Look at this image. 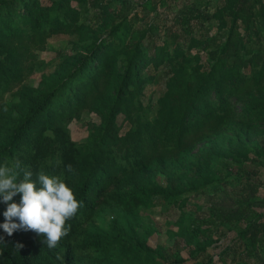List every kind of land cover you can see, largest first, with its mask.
<instances>
[{
  "label": "trees",
  "instance_id": "1",
  "mask_svg": "<svg viewBox=\"0 0 264 264\" xmlns=\"http://www.w3.org/2000/svg\"><path fill=\"white\" fill-rule=\"evenodd\" d=\"M179 1L0 0V163L62 175L80 201L56 248L0 228V264H264V0ZM156 198L187 257L150 244Z\"/></svg>",
  "mask_w": 264,
  "mask_h": 264
},
{
  "label": "clouds",
  "instance_id": "2",
  "mask_svg": "<svg viewBox=\"0 0 264 264\" xmlns=\"http://www.w3.org/2000/svg\"><path fill=\"white\" fill-rule=\"evenodd\" d=\"M72 173L71 164L66 166ZM22 168L21 161L0 163V198L7 205L0 228L11 236L18 230L33 231L48 248H56L68 235L72 219L80 208L73 188L62 178L41 169L35 174ZM20 194L17 202L14 198ZM2 240V238H0ZM17 244L16 248H22Z\"/></svg>",
  "mask_w": 264,
  "mask_h": 264
},
{
  "label": "rangeland",
  "instance_id": "3",
  "mask_svg": "<svg viewBox=\"0 0 264 264\" xmlns=\"http://www.w3.org/2000/svg\"><path fill=\"white\" fill-rule=\"evenodd\" d=\"M132 5L134 10L140 8V3L142 2V0H129ZM186 1V0H180L179 2H174L173 4H181V2ZM192 0H190L191 2ZM207 1V0H206ZM211 3L210 5H206V10H212L214 8V6L221 4V0H209ZM208 23H205V25H207ZM216 32V27H214L213 29H211V33H215ZM66 38H51L50 39V43L48 46V49L44 50V51H39L38 53V58L40 62H43V64H46V66H52L53 62H56V58H57V51L62 48L65 44H66ZM51 68V67H50ZM41 76V72L40 71H36L28 80V82L30 84H37L39 79ZM164 84V83H163ZM158 88V87H155ZM155 88H151L150 91H152ZM97 118L93 115V114H89V113H85L83 119L81 121H76L73 122L70 125L71 128V132L72 135L75 139H81L83 137L86 136L87 132H86V127L88 125L89 121H93L96 120ZM257 140L264 142V135H259L256 137ZM261 176V174H260ZM229 186L232 188L236 183L234 181H232V179H229ZM261 195H263V191L260 193ZM216 199L214 193L211 191L207 194H204L203 196L199 197L197 199L198 204L201 206L199 208V214L200 215H206L209 211V209L211 208V205L213 203V201ZM156 202V206L154 208L151 209V211H148L147 216L150 218V220L152 222H154V228H155V233L153 235L150 236L149 240H150V244L151 245H156L157 243H162L165 244L166 246L170 247L171 250L174 249V251L176 253H180V248L181 252L180 253L182 256L187 257L188 253L186 252L185 248L182 247L180 245V241L179 238L176 240L175 239H171L168 237V234L166 232V228L170 225L168 222L169 221H173L176 219V217L178 216L179 213V209L174 206V205H170L168 203H165L162 199L160 198H156L155 199ZM191 206L187 207V209H190ZM151 212V213H150ZM190 212V211H188ZM198 212V209L194 212H192V214H196ZM191 213V212H190ZM114 216V213L110 210H107L102 216H101V224L104 227L108 226V223L112 220ZM175 228V227H173ZM233 235V233L229 234L228 237L231 238V236ZM229 238H224L222 239V241L209 249V252L211 254H217L219 252V250L226 245L227 241L229 240ZM175 244H177V247H175ZM217 257V255H216Z\"/></svg>",
  "mask_w": 264,
  "mask_h": 264
}]
</instances>
